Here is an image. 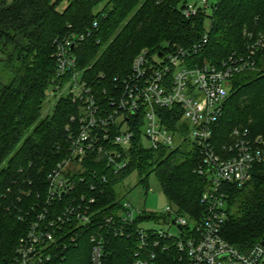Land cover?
Wrapping results in <instances>:
<instances>
[{
	"label": "built area",
	"instance_id": "obj_1",
	"mask_svg": "<svg viewBox=\"0 0 264 264\" xmlns=\"http://www.w3.org/2000/svg\"><path fill=\"white\" fill-rule=\"evenodd\" d=\"M201 9L187 2L182 11L191 18ZM89 35L72 31L55 40L49 94L74 111L58 147L63 159L47 177L45 200L30 206L35 219L19 240L14 264L49 261L83 242L89 264H112L114 240L128 243L127 264H264L262 242L244 251L222 235L230 188L248 183L256 168L264 172V137L235 128L227 140L215 138L233 79L258 70L264 33L247 34L246 49L218 64L193 63L208 43L206 33L189 47L166 44V51L153 55L143 50L127 77L111 82L103 75L88 78L92 66L80 64L79 45ZM184 143L195 148V172L207 179L199 217L184 215L171 202L156 218L121 200L100 204L109 176L132 169L133 150L171 152ZM146 220H163L179 234L143 227Z\"/></svg>",
	"mask_w": 264,
	"mask_h": 264
},
{
	"label": "trees",
	"instance_id": "obj_2",
	"mask_svg": "<svg viewBox=\"0 0 264 264\" xmlns=\"http://www.w3.org/2000/svg\"><path fill=\"white\" fill-rule=\"evenodd\" d=\"M66 1V2H65ZM63 3H67L63 9ZM187 0H0V264H14L19 240L35 219L30 206L47 197V177L63 159L58 147L65 143V127L74 109L59 101L43 116L47 92L56 73L55 40L70 32L90 34L79 45L87 77L113 81L131 72L143 50L151 55L166 51V44L189 47L208 34L203 51L193 63H220L250 44L247 34L264 33V0H214L211 13L201 9L185 17ZM97 23V27L94 24ZM258 70L232 81L229 98L216 131L227 140L235 128L264 137V51L257 57ZM132 169L157 175L169 202L190 218L201 214V197L207 179L195 170V148L184 143L174 151H132ZM109 176L100 204L118 200L116 184ZM40 195V197H38ZM119 201V200H118ZM156 218L155 214L146 217ZM150 217V218H151ZM223 237L248 250L264 237V172L255 169L244 186H232ZM112 264L129 260L123 240L111 244ZM78 260L84 248H70L63 255L38 264H89Z\"/></svg>",
	"mask_w": 264,
	"mask_h": 264
},
{
	"label": "rangeland",
	"instance_id": "obj_3",
	"mask_svg": "<svg viewBox=\"0 0 264 264\" xmlns=\"http://www.w3.org/2000/svg\"><path fill=\"white\" fill-rule=\"evenodd\" d=\"M207 6L205 3L200 0H187L189 5H196L198 7L205 8L207 13H211V5L214 0H206ZM66 2V1H65ZM67 3H63L61 9H63ZM58 103V99L50 96L49 90L47 92V98L45 100V107L43 109V116L51 114ZM240 128V127H239ZM243 129V128H242ZM217 139V134L215 136ZM183 140L182 136L176 138V144ZM218 142L221 139H217ZM145 174L141 175L138 172L128 174L117 182L116 193L118 200H121L124 204L130 203L135 209L142 210L144 214H159L164 215L166 207L169 205V200L162 190L157 175L151 173L148 178V183L145 182ZM228 207V206H227ZM163 218V217H162ZM142 226L146 228H152L155 230H164L171 231L173 235H178L179 231L175 227H171L168 224H165L163 220L154 221L146 220L142 222ZM86 246L89 245L87 242L80 244V248H84V251L78 256V260L87 261V249ZM89 250V249H88ZM89 255V253H88ZM126 264V263H125Z\"/></svg>",
	"mask_w": 264,
	"mask_h": 264
},
{
	"label": "water",
	"instance_id": "obj_4",
	"mask_svg": "<svg viewBox=\"0 0 264 264\" xmlns=\"http://www.w3.org/2000/svg\"><path fill=\"white\" fill-rule=\"evenodd\" d=\"M262 245L264 246V237H263V239H262Z\"/></svg>",
	"mask_w": 264,
	"mask_h": 264
}]
</instances>
